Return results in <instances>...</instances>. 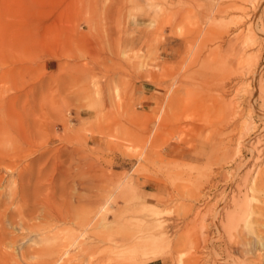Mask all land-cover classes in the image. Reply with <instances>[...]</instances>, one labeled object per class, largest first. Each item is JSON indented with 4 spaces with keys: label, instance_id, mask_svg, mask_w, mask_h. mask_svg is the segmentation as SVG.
I'll return each mask as SVG.
<instances>
[{
    "label": "rangeland",
    "instance_id": "obj_1",
    "mask_svg": "<svg viewBox=\"0 0 264 264\" xmlns=\"http://www.w3.org/2000/svg\"><path fill=\"white\" fill-rule=\"evenodd\" d=\"M6 3L0 264H264V0Z\"/></svg>",
    "mask_w": 264,
    "mask_h": 264
},
{
    "label": "bare ground",
    "instance_id": "obj_2",
    "mask_svg": "<svg viewBox=\"0 0 264 264\" xmlns=\"http://www.w3.org/2000/svg\"><path fill=\"white\" fill-rule=\"evenodd\" d=\"M0 4H1V12L3 13H5V11H6V8L8 9V7H7V3H6V0H0ZM233 5V4H232ZM254 9H255V11H256V9H257V6H255L254 7ZM254 12V11H253ZM3 13V14H4ZM244 13V12H243ZM6 16V15H5ZM245 17V16H244ZM251 26V25H250ZM6 30V29H5ZM5 30L3 31V33H2V31L0 32V83H1V85H0V89H4L5 87H6V83H7V79H8V77H9V71H10V68H9V65H8V55H9V49H8V45H7V39H6V36H5ZM247 30H249V29H247ZM243 52V51H242ZM252 59V58H251ZM239 60V59H238ZM240 63H241V60H240ZM190 66V65H189ZM219 67V66H218ZM256 67V66H255ZM220 68V67H219ZM225 68V67H224ZM252 68V67H251ZM244 69V67L242 66V65H239L238 66V68L236 69H233V70H235L236 72H239V71H241V70H243ZM189 70V69H188ZM231 70V69H230ZM229 70V71H230ZM238 70V71H237ZM253 71V70H252ZM233 73V72H232ZM261 73H262V71H261ZM241 75V74H240ZM253 75H255V71H253ZM242 76V75H241ZM220 77V76H219ZM222 77V76H221ZM260 81H259V88L257 89V93L258 94H260V98L261 97H264V84H262V83H264V82H261L262 80L261 79H259ZM252 81L253 82H255V84H256V77H254L253 76V79H252ZM224 84V83H223ZM232 86V85H231ZM238 86V85H237ZM235 87V86H234ZM236 88V87H235ZM255 94L256 93H251V95L253 96L252 98L254 99V96H255ZM259 96V95H258ZM233 97H235V96H233ZM256 97V96H255ZM251 98V99H252ZM257 98V97H256ZM259 98V97H258ZM262 99H264V98H262ZM231 100H234L233 98H231ZM230 101V100H229ZM218 102V101H217ZM235 103V102H234ZM233 103V101H230V104H229V106H228V104H227V106H225L224 104H221L220 105V110L219 111H224V119L222 120V122H221V124H220V126H221V128L223 127L222 125H223V123L224 124H226V126H227V123H229V122H232V119H234V118H236L237 116H239V114H238V111H237V107L235 106V104ZM241 110V109H240ZM239 110V111H240ZM262 115H264V110H262L261 112H260ZM216 116V115H215ZM219 116H220V114H219ZM238 119V118H237ZM235 120V119H234ZM233 123V122H232ZM230 124V123H229ZM234 124V123H233ZM249 124V123H248ZM235 125V124H234ZM237 125V124H236ZM239 125V124H238ZM244 126H245V123H244V121L239 125V128H238V131H237V137H235L236 139H235V142H237L236 143V148H237V152L238 153H240L241 152V150H242V148L243 147H245L248 151H249V153L251 154V156H253V161H252V163H250V166H249V168L250 169H253V171H254V169H255V173L260 177H257V178H259V179H257L256 177V179H253L252 180V187H253V189H255V190H258V189H262V190H264V169H262L260 166H258L257 167V162H258V160L261 158V156L262 155H264V147H262L261 146V141H262V139H264V135H261V136H256V137H253V138H250L249 137V135H247L246 133H245V129H244ZM226 128V127H225ZM236 128V127H235ZM236 131L235 130H233V129H231V130H229L228 131V135L230 136V134H233V133H235ZM227 136V135H226ZM225 143V142H224ZM251 158V157H250ZM260 161V160H259ZM246 164V163H245ZM248 172V171H247ZM246 175V174H245ZM246 176H248V175H246ZM244 185V184H243ZM246 186V185H245ZM235 190H236V192H238V194H239V192H240V190H241V183L239 184H236L235 186ZM232 191H234V190H232ZM260 191V190H259ZM232 193H234V192H232ZM235 195V194H234ZM236 196V195H235ZM235 198V197H234ZM244 198V197H243ZM234 201V200H233ZM245 203V202H244ZM43 206V205H42ZM53 207V206H52ZM45 214V213H44ZM19 216V215H18ZM46 218V217H45ZM59 218L61 219V220H68V216L66 215V214H62V213H60L59 214ZM29 219V218H28ZM55 219V218H54ZM58 219V218H57ZM27 221V220H26ZM21 222V221H20ZM250 233H252L251 232V230H249V229H247V232H245L243 235L244 236H242L240 233H239V236L238 237H242V239H243V237H249V240H251V243L249 242V244L250 245H252L255 241L257 242V241H259V238H260V235L261 234H256L255 233V231H254V233L253 234H250ZM248 239V238H247ZM3 240V239H2ZM237 240V239H236ZM244 240L245 239H243V242H244ZM248 242V241H247ZM240 243V242H239ZM236 244H238V243H236ZM242 244V243H241ZM240 244V245H241ZM248 245V244H247ZM246 246V245H245ZM242 247V246H241ZM248 247V246H247ZM240 248V247H239ZM244 252V251H243ZM250 253V252H249ZM235 254V253H234ZM198 254H195L194 252L193 253H191V254H189V256L184 260L183 259V261H182V264H197L198 262H199V260L198 259H200L201 257H203V256H201L200 257V255L199 256H197ZM243 255V254H242ZM180 257V256H179ZM234 257V256H233ZM237 257V256H236ZM171 258V260L172 261H174L175 259H174V256H171L170 257ZM3 259V258H2ZM203 259V258H202ZM234 259H235V257H234ZM237 260H239L238 258H236ZM8 260V259H7ZM236 260V261H237ZM243 261V260H242ZM2 262V261H1ZM207 262V261H206ZM240 262V261H239ZM2 263H4V262H2ZM236 263V262H235ZM238 264V263H237Z\"/></svg>",
    "mask_w": 264,
    "mask_h": 264
}]
</instances>
